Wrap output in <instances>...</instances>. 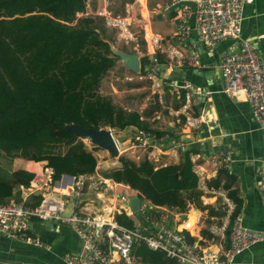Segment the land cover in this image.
<instances>
[{
	"label": "trees",
	"instance_id": "1",
	"mask_svg": "<svg viewBox=\"0 0 264 264\" xmlns=\"http://www.w3.org/2000/svg\"><path fill=\"white\" fill-rule=\"evenodd\" d=\"M85 6V0H0V201L18 199L20 185H28L34 175L27 169L11 170L8 164L14 156L45 160L53 177L94 171L95 156L81 138L64 134L72 132L62 128L65 123L94 128L131 126L155 138L165 134L177 138L172 130L151 125L148 117L154 109L167 112L156 99L152 105L127 109L99 92L100 79L116 55L110 51L104 17L84 13ZM139 61L145 72L146 55H140ZM184 97V90L179 89L172 107L183 103ZM178 156V162L157 165L145 155L137 161L120 155L121 166L102 175L136 189L154 204L180 211L198 207L206 218L197 224L205 227L211 218L207 210H213L201 203L202 190L189 150L179 151ZM219 171L206 183L226 190L234 202L232 218L241 199L230 187L231 174L220 183ZM38 200L35 195L31 204ZM115 217L127 226L133 224V218L124 213ZM132 251L149 264H176L144 244Z\"/></svg>",
	"mask_w": 264,
	"mask_h": 264
},
{
	"label": "built area",
	"instance_id": "2",
	"mask_svg": "<svg viewBox=\"0 0 264 264\" xmlns=\"http://www.w3.org/2000/svg\"><path fill=\"white\" fill-rule=\"evenodd\" d=\"M88 1L85 0V4L88 5ZM135 1L124 3L125 14L111 13L113 4L105 6L102 11H96L103 15L105 25L114 28L117 38L124 43L134 38L130 29L133 20L127 12V6ZM251 1L162 0L154 3L153 12L170 18L178 44L171 51L176 56H189V63L192 65L198 56L196 46L190 40L192 33L198 44L208 50L223 40H237L236 44L219 53L221 89L230 96H243L249 104L252 118L264 136V57L250 38L241 37L244 5ZM142 6V11L139 9L141 18L137 21L143 20L141 27L145 37L146 23L149 30L150 27L148 19L143 17L147 12L145 2ZM149 41L151 50L143 51L141 55L147 57L144 76L149 81L150 91L158 96L166 89L177 93L178 90L173 87L177 86L176 79L172 82L163 73L158 51L154 46L157 39L152 33ZM158 101L161 102V99L158 98ZM136 136L143 142L150 135L137 130ZM195 137L201 143V137L198 134ZM165 141L181 149L184 147L182 139L172 135H167ZM87 149L93 154L91 148ZM61 176L62 173L53 177L52 169L47 166L38 180L34 183L31 181L27 189L20 185L18 199L0 201V232L5 237L48 248L49 240L29 231L31 223L52 221L53 229L59 224L65 225L75 233L79 246L63 252L61 258L64 264H142L132 251L138 244L162 251L176 264H230L235 254L253 242L264 239V230L244 225L240 211H236L225 224L228 225L226 239L220 236V239L210 244L200 243L191 232V226L203 217L200 209L190 215L189 207L180 211L175 207L154 204L136 189L127 186L125 190H118L113 183L101 177L89 181L98 192H104V195L96 194L100 199L106 200L103 202L101 199L97 206L81 197L86 174L72 176L71 179ZM255 183L264 198V154L256 167ZM213 192L214 189L206 196V201L201 195V203H214L216 196ZM32 193L39 195L36 204H31L32 199H27ZM133 194L138 196L139 204L136 209L131 210L128 200ZM223 199L227 201L226 197ZM120 213L133 218V224L127 226L119 222L115 214Z\"/></svg>",
	"mask_w": 264,
	"mask_h": 264
},
{
	"label": "crops",
	"instance_id": "3",
	"mask_svg": "<svg viewBox=\"0 0 264 264\" xmlns=\"http://www.w3.org/2000/svg\"><path fill=\"white\" fill-rule=\"evenodd\" d=\"M143 2L146 4L147 11L146 16L143 17L148 19L150 27L149 30L146 23V37L144 39L146 38L147 48L144 51L151 50L149 38L152 33L154 38L157 39L154 46L158 51L163 73L172 82L176 79L177 86L173 87L177 90L183 89L185 96L183 103L175 108L172 107L171 100L172 98H177L178 92L176 93L172 89L160 92L158 98L161 99V102L164 101L163 103L166 105L167 112L170 113L171 117L164 120L162 115L157 114L156 118H161L163 122L161 120L156 121L153 117L152 120H155L158 124L151 122V125L160 130H172L177 134V138L182 139L184 147L181 149L165 141L167 134L158 138L150 135L145 139L146 142L141 144L136 136V131L135 139L137 142L132 143L130 146L127 145L126 148L129 149L127 152L132 153L131 156L135 161L145 155L158 165L178 162L179 151L189 150L193 169L198 176V187L202 190L201 195L204 196V200H207L206 196L209 195L212 189L216 192H213L216 196V201L209 205L213 212L207 210L211 217L209 224L203 227L197 222L193 230L200 243L210 244L220 239V236L226 239L228 234L226 231L228 230V225L225 224L230 219L234 202L226 195L225 189L220 186L213 187L206 183L207 180L216 175L218 168L222 169V171H219L220 183L226 180L227 174L232 176L230 187L236 189L237 195L241 199L238 210L242 215L243 224L250 228L264 230V198L255 183L256 167L259 163V158L264 154V136L252 118L249 104L243 96H230L222 91V79L218 69L219 53L236 44L237 40H223L210 50L204 47L201 49L195 39V34L192 33L190 40L194 42L198 53L196 62L192 65L189 63V56H176L171 51V48L178 47V44L177 39L173 35L174 27L170 18L158 16L163 22L166 20L164 24L169 26L170 31L167 36L154 32L150 20V10L153 9L154 4L149 9L147 0H139L137 3L141 11ZM86 6L88 5L86 4ZM86 6L85 12L87 13ZM241 37L250 38L256 45L260 55L264 57V0H252L244 5ZM198 68L200 71H197ZM193 96L195 101H193ZM191 103L193 106H191ZM187 107L192 110L186 109ZM164 122L166 123L164 124ZM195 134L201 137V143L198 137H195ZM137 144L143 146L138 158L135 155L136 150H131ZM94 154L102 155L100 149L93 151ZM224 157L226 158L223 159ZM117 160H114V163L118 162ZM107 163L109 161L102 160L100 166L98 165V168L95 167L92 173L86 174L87 178L84 180V193L81 197L97 206L100 204L101 199L103 202L106 200L104 198L100 199L96 194L104 195V192H98L96 188L92 187L89 184L90 179L104 178L113 183L118 190H125L127 187V184L114 181L102 175V172L110 170V167L117 168L121 166L120 163L112 166ZM8 167L11 170L27 169L32 171L34 175L29 181L30 184L31 181L34 183L38 180L43 169L47 166L45 165V160L36 161L22 156H14L11 158ZM61 177L69 179L68 176L62 175ZM29 184L22 185V187L27 189ZM85 184L87 185L85 186ZM189 192L191 194L190 188ZM35 195L37 194L32 193L27 199L33 200ZM223 197H226L227 201ZM197 209L199 208L195 207L192 210ZM205 213L203 211L201 220L206 218ZM176 216L178 217L179 214H176ZM53 227L45 222L33 221L29 229L30 232H34L41 238L48 239L50 241L48 248L20 242L16 239L5 237L0 232V257L19 259L29 264H64L61 255L66 250L77 249L79 241L69 227L61 226L62 234L60 235L58 234L59 225L55 229ZM139 262L149 264L141 261L140 258ZM230 264H264V239L253 242L247 248L235 254Z\"/></svg>",
	"mask_w": 264,
	"mask_h": 264
},
{
	"label": "rangeland",
	"instance_id": "4",
	"mask_svg": "<svg viewBox=\"0 0 264 264\" xmlns=\"http://www.w3.org/2000/svg\"><path fill=\"white\" fill-rule=\"evenodd\" d=\"M123 0H89L88 6H86L87 13L92 14H99L96 11H102L104 6L113 4L115 5L114 8H110L112 11L111 13H118V14H125V5L122 3ZM127 0L124 1V3ZM156 0H147V6L149 9H151L152 5L155 3ZM161 1V0H158ZM105 3V5H104ZM151 5V6H149ZM128 14H130L131 21L130 29L133 32L134 38L131 39L129 42L124 43L122 39L117 38V34L114 28L108 27L107 31L110 33L111 40H110V51L116 55L114 64L102 75L98 90L100 93L105 94L110 97L111 101L119 106H122L127 109L132 108H140L141 106L145 105H152L153 101L156 99L157 102L160 104L161 108L166 107V105L162 102L158 101V95L156 93H152L150 91L149 81L144 76V72L140 70V66L138 70H132L123 60L122 57L115 53L113 49H120L125 53L134 54L136 56H140L141 53L146 50V42L143 37V29L141 27V24L143 23V20L137 21L141 16L139 15V5L137 2L133 3L131 6H127ZM86 13V12H84ZM143 13L145 14V11L143 10ZM80 14V13H79ZM102 14H99L101 16ZM103 16V15H102ZM150 20L152 24V30L154 32H157L163 36H167L169 33V26L164 24L166 23V20L164 22L160 20L158 16L153 12V9L150 10ZM146 37V34H145ZM144 40V43H142L141 40ZM150 47V45H149ZM201 49L203 48L202 45H200ZM193 101H195V97L193 96ZM191 106L192 103H191ZM182 107V106H181ZM186 109L190 110V107H187ZM169 110V108H168ZM192 110V109H191ZM160 114L163 116L164 120H167L170 118L169 112H164L162 109H154L148 119L150 122H154L155 124H158L156 122L157 120H161V118H156V115ZM155 118V120H152V118ZM163 122V120H161ZM166 122H164L165 124ZM163 124V123H162ZM102 127H106L111 130V133L113 137L116 139L118 143V154L116 156H110L108 151L100 146H97L95 143H92L88 138H81V140L84 143V146L86 148H91L92 151H95L97 149L101 150L102 155H95L96 158V165L100 166L102 160H107L111 166L113 164L120 163L117 158L121 155L127 158H132L131 154L127 151L129 150L126 148L127 145H131L134 142H137L135 139V132L136 130L131 127L127 126L124 128H117V127H111L108 125H103ZM63 128V127H62ZM64 129V128H63ZM66 130V129H65ZM66 136L74 135L72 132H64ZM174 137V136H173ZM139 141V140H138ZM146 140L140 141V143H144ZM95 144V146H93ZM180 148V147H178ZM135 155H140L141 151L136 150ZM133 159V158H132ZM98 160V161H97ZM114 160H117L118 162L114 163ZM98 168V167H97ZM113 169V167H110ZM116 168V167H115ZM201 199V198H200ZM61 226L63 224H59L58 234H62Z\"/></svg>",
	"mask_w": 264,
	"mask_h": 264
},
{
	"label": "water",
	"instance_id": "5",
	"mask_svg": "<svg viewBox=\"0 0 264 264\" xmlns=\"http://www.w3.org/2000/svg\"><path fill=\"white\" fill-rule=\"evenodd\" d=\"M111 49L119 54L122 57V60L132 69V70H138L140 66L139 57L134 54L125 53L120 49ZM122 53L126 55H132L130 58L133 59L132 62H128V56H123ZM197 71H200L198 68ZM63 128L66 130H71L75 136L79 138H88L92 143H95L97 146H100L104 149H106L110 156H116L118 154V150L115 144V140L113 138V135L111 133V130L106 127H85L82 126L79 123L76 122H69L63 124ZM63 176H68L69 179L72 178L71 174L62 173ZM139 204V198L137 195H131L128 200V206L131 210H134L138 207ZM49 226H54V222L52 221H44ZM0 264H29L24 263L19 259H13V258H4L0 257Z\"/></svg>",
	"mask_w": 264,
	"mask_h": 264
},
{
	"label": "bare ground",
	"instance_id": "6",
	"mask_svg": "<svg viewBox=\"0 0 264 264\" xmlns=\"http://www.w3.org/2000/svg\"><path fill=\"white\" fill-rule=\"evenodd\" d=\"M122 55H123V56H128V62H129V63L133 61V59L130 58V56H132V55H126V54H124V53H122ZM113 138H114V137H113ZM114 140H115V144H116V147H117V150H118V146H117L118 143H117V141H116L115 138H114ZM134 149H135V150H140V151H142L143 146L137 144V146H133L131 150H134ZM118 152H119V151H118ZM139 156H140V155H136L137 158H138ZM194 211H195V210H191V211H189L190 215H192ZM195 224H196V223H195Z\"/></svg>",
	"mask_w": 264,
	"mask_h": 264
}]
</instances>
